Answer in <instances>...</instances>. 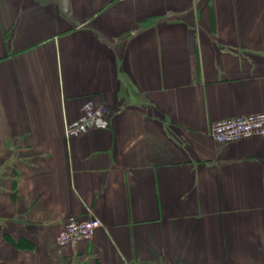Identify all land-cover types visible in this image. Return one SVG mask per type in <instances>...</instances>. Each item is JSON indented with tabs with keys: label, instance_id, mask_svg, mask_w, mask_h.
I'll use <instances>...</instances> for the list:
<instances>
[{
	"label": "crops",
	"instance_id": "0c3cea01",
	"mask_svg": "<svg viewBox=\"0 0 264 264\" xmlns=\"http://www.w3.org/2000/svg\"><path fill=\"white\" fill-rule=\"evenodd\" d=\"M63 1L0 0V264H264V135H212L264 111V0Z\"/></svg>",
	"mask_w": 264,
	"mask_h": 264
},
{
	"label": "built area",
	"instance_id": "2783aa9c",
	"mask_svg": "<svg viewBox=\"0 0 264 264\" xmlns=\"http://www.w3.org/2000/svg\"><path fill=\"white\" fill-rule=\"evenodd\" d=\"M107 112L105 103L97 102L91 98L87 99L81 106L80 115L76 119L66 122V136L70 138L86 132L102 120ZM212 135L219 143L264 135V111L221 119L214 123ZM101 224V220L96 217L78 219L71 216L57 235L56 241L60 246H68L90 240Z\"/></svg>",
	"mask_w": 264,
	"mask_h": 264
},
{
	"label": "water",
	"instance_id": "95a60500",
	"mask_svg": "<svg viewBox=\"0 0 264 264\" xmlns=\"http://www.w3.org/2000/svg\"><path fill=\"white\" fill-rule=\"evenodd\" d=\"M63 5H64V8H65L66 11H69L70 10L69 0H64L63 1Z\"/></svg>",
	"mask_w": 264,
	"mask_h": 264
}]
</instances>
